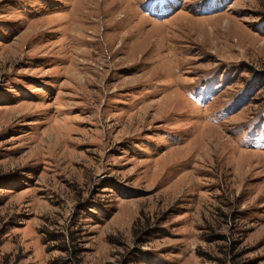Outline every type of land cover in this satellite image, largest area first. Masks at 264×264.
Returning <instances> with one entry per match:
<instances>
[{"label": "rangeland", "instance_id": "374dc122", "mask_svg": "<svg viewBox=\"0 0 264 264\" xmlns=\"http://www.w3.org/2000/svg\"><path fill=\"white\" fill-rule=\"evenodd\" d=\"M0 264H264V0H0Z\"/></svg>", "mask_w": 264, "mask_h": 264}]
</instances>
